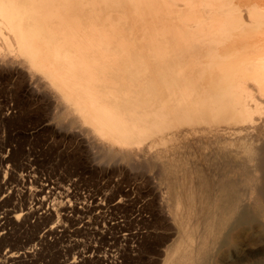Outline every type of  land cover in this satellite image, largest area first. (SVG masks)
Wrapping results in <instances>:
<instances>
[{
  "label": "bare ground",
  "instance_id": "obj_1",
  "mask_svg": "<svg viewBox=\"0 0 264 264\" xmlns=\"http://www.w3.org/2000/svg\"><path fill=\"white\" fill-rule=\"evenodd\" d=\"M0 36V65L50 107L60 131L72 129L104 162L157 166L175 181L169 196L154 193L151 209L179 236L164 264H181L196 247L188 225L205 208L200 241L253 219L264 231V0H0ZM9 106L2 123L16 116ZM197 172L228 178L206 192L185 182ZM38 177L15 178L31 185L23 188L27 206L11 216L17 225L74 208L54 196L49 206L51 184ZM59 225L39 239L57 236ZM28 251L9 249L0 264Z\"/></svg>",
  "mask_w": 264,
  "mask_h": 264
},
{
  "label": "rangeland",
  "instance_id": "obj_2",
  "mask_svg": "<svg viewBox=\"0 0 264 264\" xmlns=\"http://www.w3.org/2000/svg\"><path fill=\"white\" fill-rule=\"evenodd\" d=\"M0 66V111L6 112L9 105H14L16 111V116L8 122L0 121V156L11 153L6 163L1 164L0 160L3 172L0 173V222L3 224H0V229L3 228L0 230V258L7 250L12 249L30 250L26 257L13 264H164L166 249L176 241L175 246L179 236L172 223L151 217L152 210L154 213L157 205V195L154 193L163 190L169 196L170 190L167 187L175 184V181H168L166 178L169 175L160 171L157 166L147 170L144 167L142 169V166L136 168L128 162L120 165L100 160L96 150L84 146L72 129L59 130V120H50L53 117L50 107L24 93L20 76L13 73L11 75L9 67L3 64ZM23 173L35 178L39 176L38 181H48L51 184V189L48 188L46 194H43L49 195V206L55 205V199H51L54 196L60 202L56 204L70 201L75 210L68 209L67 217L62 216L58 220L49 221L48 216L43 214L31 218L23 226L15 224L11 216L15 211L20 212L19 208L27 206L24 189L26 185L31 186H22L16 181ZM198 174H187L185 182L206 192H210L215 183L226 182L228 178ZM5 182L11 184L7 185ZM231 182L234 190H238V183L233 180ZM154 187L156 190H153ZM128 188L130 192H125ZM15 189L18 190L14 191ZM51 191L54 195H50ZM120 199L122 202L118 206L116 202ZM207 212L208 209L205 208L200 213L199 220L188 225V230L198 240L196 247L190 250L181 264H198L204 257L205 264H258L264 261V231L254 219L233 226L229 235H225L222 229L213 238L200 241ZM6 216H9L8 219ZM79 216L83 218L80 219ZM12 220L14 224H11ZM58 222L61 232L41 241L39 238L45 230L51 225H58ZM3 231L5 232L2 233ZM137 233L140 237H137ZM158 252L162 253L159 255Z\"/></svg>",
  "mask_w": 264,
  "mask_h": 264
}]
</instances>
